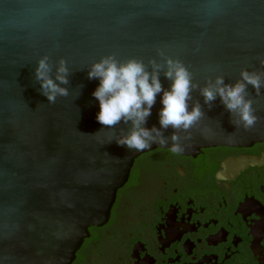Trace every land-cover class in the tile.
<instances>
[{
  "label": "water",
  "instance_id": "1",
  "mask_svg": "<svg viewBox=\"0 0 264 264\" xmlns=\"http://www.w3.org/2000/svg\"><path fill=\"white\" fill-rule=\"evenodd\" d=\"M178 59L203 85L241 68L264 70V0H0V264H71L89 228L107 223L116 194L135 160L154 149L116 144L127 126L105 128L89 66L103 56L118 62ZM48 56L69 69L67 97L49 104L34 80ZM149 71L151 67L149 66ZM167 89L170 81L159 77ZM256 125L234 127L219 98L191 130L182 156L213 147L264 142V89L249 86ZM160 94L147 120L158 125ZM172 129L164 132L170 135ZM181 135H185L183 132Z\"/></svg>",
  "mask_w": 264,
  "mask_h": 264
},
{
  "label": "flooded vegetation",
  "instance_id": "2",
  "mask_svg": "<svg viewBox=\"0 0 264 264\" xmlns=\"http://www.w3.org/2000/svg\"><path fill=\"white\" fill-rule=\"evenodd\" d=\"M71 264H264V142L144 153Z\"/></svg>",
  "mask_w": 264,
  "mask_h": 264
},
{
  "label": "clouds",
  "instance_id": "3",
  "mask_svg": "<svg viewBox=\"0 0 264 264\" xmlns=\"http://www.w3.org/2000/svg\"><path fill=\"white\" fill-rule=\"evenodd\" d=\"M158 55L163 57V64L155 59H150L148 65L137 59L118 62L108 55L88 68V79L99 80L92 92L99 104L96 120L105 128L114 129L121 123L127 126L126 132L120 129L122 135L115 140L118 146L143 151L153 144L167 147L171 142V153H183L186 141L191 139V130L205 116L200 101L192 96L193 91H198L209 109L219 98L234 127L248 130L256 125L258 118L248 88L251 86L256 95H261L264 70L241 68L239 79L233 83H226L223 75H216L201 85L194 81L193 74L183 62L166 57L162 52ZM259 62L264 67V57L259 58ZM149 66L151 71L148 70ZM161 73L171 82L167 89L159 79ZM68 76L69 69L63 59L57 62L54 74L48 56L36 61L34 80L49 104H55L58 97L69 95V89L61 87L69 84ZM158 94L162 105L158 111L159 126L147 127ZM168 129L172 131L165 136L164 132ZM182 132L185 135L182 136Z\"/></svg>",
  "mask_w": 264,
  "mask_h": 264
}]
</instances>
